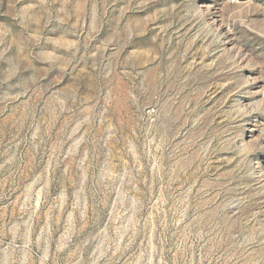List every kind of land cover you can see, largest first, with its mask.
<instances>
[{
	"label": "rangeland",
	"instance_id": "374dc122",
	"mask_svg": "<svg viewBox=\"0 0 264 264\" xmlns=\"http://www.w3.org/2000/svg\"><path fill=\"white\" fill-rule=\"evenodd\" d=\"M0 264H264V0H0Z\"/></svg>",
	"mask_w": 264,
	"mask_h": 264
}]
</instances>
